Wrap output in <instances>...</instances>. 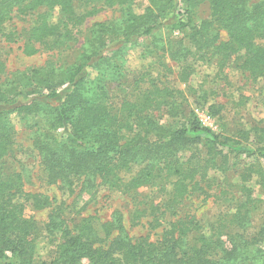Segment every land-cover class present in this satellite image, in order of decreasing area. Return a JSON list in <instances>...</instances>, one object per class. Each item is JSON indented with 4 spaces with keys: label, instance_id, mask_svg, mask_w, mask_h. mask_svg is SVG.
I'll return each mask as SVG.
<instances>
[{
    "label": "trees",
    "instance_id": "trees-1",
    "mask_svg": "<svg viewBox=\"0 0 264 264\" xmlns=\"http://www.w3.org/2000/svg\"><path fill=\"white\" fill-rule=\"evenodd\" d=\"M76 1L0 0V30L14 16L39 7L58 9L61 20L52 22L47 13L39 17L21 48L28 56L60 50L90 14L77 11ZM134 1L105 0L120 6V20L94 24L73 63L17 70L0 81V264H38L41 228L26 208L31 204L44 209L53 203L49 196L26 191L21 173L4 172L5 157L15 143L14 117L29 127L44 177L75 197L102 187L158 184L169 187L165 206L173 209L212 169L227 166L228 152L219 145L231 141L229 137L205 134L209 130L194 114L182 125L163 121L164 116L176 118L179 110L185 114L173 89L152 82L134 99L121 97L111 94L108 78L114 83L124 78L118 60L124 47L151 38L177 62L213 51L221 67L238 59L252 77L264 79V0H147L142 12L133 9ZM204 3L210 16L194 23L193 11ZM163 32L165 38H157ZM4 70L0 57V73ZM187 76L182 79L187 81ZM259 131L261 141L264 127ZM255 174L264 185L261 168L246 169L242 178L248 181ZM250 197L230 218L238 228L249 221L254 205H249ZM52 211L47 228L59 230L63 241L52 261L42 264H264V247L255 244L256 236L224 239L218 229L201 233L198 243L189 246L190 224L170 220L159 240H133L114 219L105 225L103 237L90 217L71 228L59 206ZM259 234H264V223Z\"/></svg>",
    "mask_w": 264,
    "mask_h": 264
},
{
    "label": "rangeland",
    "instance_id": "rangeland-1",
    "mask_svg": "<svg viewBox=\"0 0 264 264\" xmlns=\"http://www.w3.org/2000/svg\"><path fill=\"white\" fill-rule=\"evenodd\" d=\"M147 5V0H136L133 9L142 12ZM75 7L80 13L90 14L76 28L74 38L67 47L63 46L60 50L43 49L33 56L24 54L21 48L29 30L46 13L50 21H60L61 12L39 7L33 13L17 15L7 21L4 29L0 30V57L5 63L0 81L10 78L17 70L73 63L94 24L119 21L122 16L120 6L109 5L105 0H78ZM209 16L208 5L201 4L193 11V22L199 23ZM161 36L165 38L164 32L157 38ZM179 37L188 43L184 35ZM222 37L227 39L223 31ZM158 46L155 39L149 38L142 44L122 49L118 60L125 76L116 83L108 78L111 94L121 97L128 94L134 99L152 82L170 87L175 91V98L182 103L185 114L179 110L176 118L164 116L163 121L175 126L182 125L194 114L201 125L209 130L205 134L213 133L221 140L229 137L231 141L219 145L224 152H228L227 166L212 169L209 178L201 181L200 186L173 209L165 206L169 187L158 184L137 189L102 187L94 194L81 193L75 197L76 193L61 190L58 184L44 177L38 167V153L32 146L31 131L14 117L15 143L5 157L4 172L21 173L26 191L49 196L53 202L52 206L44 209H35L31 204H27L26 208L28 216L36 220L41 228L36 253L38 264L51 262L63 241L59 230L51 232L47 228L52 210L58 206L71 228H76L82 218L90 217L103 237L105 225L116 219L133 240L148 237L156 241L162 237L165 225L170 220H179L192 228L187 239L189 246L198 243L201 233L209 234L219 229L225 233L224 239H230V236L235 238L236 235H243L246 239L256 236L255 244L264 247V234H259L264 223V185L256 174L248 181L242 178L249 168L264 171V139L260 141V131L257 132V128L264 127V79L252 77L239 66L238 59H232L221 67L219 57L213 51L204 57L192 56L177 62ZM90 71L92 77L96 75V71ZM184 75H188L187 81L182 79ZM118 83L122 84L118 86ZM246 188L251 192H247ZM248 194L251 196L249 205H254L250 209L247 225L238 228L229 221ZM83 264H88V261L84 260Z\"/></svg>",
    "mask_w": 264,
    "mask_h": 264
}]
</instances>
